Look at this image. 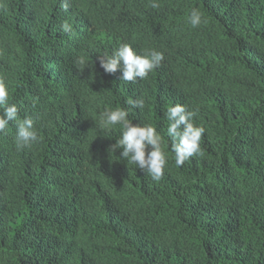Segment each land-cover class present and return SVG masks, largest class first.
<instances>
[{
	"label": "trees",
	"instance_id": "trees-1",
	"mask_svg": "<svg viewBox=\"0 0 264 264\" xmlns=\"http://www.w3.org/2000/svg\"><path fill=\"white\" fill-rule=\"evenodd\" d=\"M152 2L0 0V80L39 137L0 132V264H264V0ZM122 44L163 59L126 82L99 64ZM175 104L204 129L179 167ZM116 108L161 135L159 181L111 152L119 126H97Z\"/></svg>",
	"mask_w": 264,
	"mask_h": 264
},
{
	"label": "clouds",
	"instance_id": "clouds-1",
	"mask_svg": "<svg viewBox=\"0 0 264 264\" xmlns=\"http://www.w3.org/2000/svg\"><path fill=\"white\" fill-rule=\"evenodd\" d=\"M70 6V0H62L65 11ZM151 7L158 8L159 4L153 0ZM189 23L196 27L201 23V14L193 9L189 15ZM63 31L71 34L72 26L65 22L61 25ZM163 53L149 51L145 54H137L131 45L122 44L111 54L100 55L99 64L105 73H115L122 70L120 79L126 82H135L137 79H146L148 74L160 65ZM87 62L79 61L83 70ZM10 93L7 85L0 80V132H3L10 124L16 122V146L18 149L28 147L38 142V133L34 121L30 117L18 119V107L10 101ZM136 109L144 108V100H132L127 102ZM168 126L167 135L171 140V151L174 153L176 166H182L189 158L201 155L200 140L204 133L203 127L195 125L192 120L196 115L188 111L181 104L169 106L165 113ZM129 112L123 108L105 110L99 117V131L109 132L115 126L120 128V138L110 148L112 153L117 149L119 159L125 160L136 168L146 171L154 181H159L167 164V158L162 150V137L152 125L133 124L129 118ZM107 136V135H104ZM147 150V151H146Z\"/></svg>",
	"mask_w": 264,
	"mask_h": 264
}]
</instances>
